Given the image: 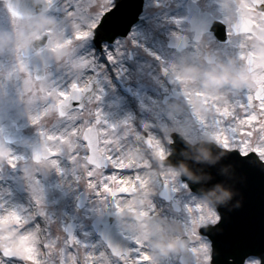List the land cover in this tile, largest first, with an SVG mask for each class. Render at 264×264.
Returning a JSON list of instances; mask_svg holds the SVG:
<instances>
[{
	"label": "rangeland",
	"instance_id": "1",
	"mask_svg": "<svg viewBox=\"0 0 264 264\" xmlns=\"http://www.w3.org/2000/svg\"><path fill=\"white\" fill-rule=\"evenodd\" d=\"M6 1L0 0V144L10 149L13 155L24 159L18 163L16 168L10 167L6 161L0 159V204L4 205L5 209H15L16 206H20V209L17 210L20 213L30 208V212L33 214L32 219L35 222L38 220L41 224L42 240L40 242L43 239L59 242V246L64 249L66 264H71L69 258L77 253L76 246L64 243L67 239L64 231L65 224L70 221L76 224L74 236L90 245L88 251L93 254L96 252L102 254L98 256L96 264H118L120 261L113 258L107 251L106 245L91 227V221L103 213L120 210L125 211L127 217L124 220H119L117 228L128 235L130 239L132 238L133 244L139 242L143 245V251L147 250L149 254L151 253L149 256L152 260L149 264H160L161 255L164 257L162 264H177L178 252L175 250L173 242L179 237L185 236L188 231L186 222L194 215L192 211L187 210L186 205L196 202L202 206V212L195 227H198L201 221L206 224H214L216 211L207 198L199 197L185 190L179 170L161 164L170 153L169 149H166L167 146L164 145V140L170 142L167 131H170L171 125L168 123L172 124L174 130L179 131L186 140L192 143L197 139H214L219 145L220 143L230 144L231 147L237 143L225 140V131H218L207 126L206 114H201L197 119L192 120L196 121L197 125L190 126L186 112H183L179 105L172 102L161 107L157 101L156 94L162 92V89L157 86L158 78L155 77L156 80H154L153 73L158 68L166 70L170 53L165 48V39L158 38L156 34H153V27L161 25L166 30L167 6L171 5L170 0H145L144 5L147 6V12L143 13L139 25L133 28L126 39L117 40L112 45L103 44L100 50V53L105 56V62L111 64L115 69L112 75L122 80L124 85L126 83L128 86H134L132 91L140 110L141 125L143 127L144 124H147L148 127H143L145 133L153 134V136L148 135L151 142L148 154L139 151L135 146L136 135L140 133L134 129L135 126L130 121L133 112L130 110L131 113H129L124 109L125 106H128L127 101L119 94L116 86L111 83L110 73L106 71L104 63L97 61V56L93 54V47L89 41L88 29L91 27L92 19H97L100 13L107 11L113 5V0H56L54 6L47 12L35 18L18 22L7 11ZM228 1L212 0V5H229ZM77 5H79V10L72 16L67 15L66 9L76 10ZM88 8L92 10L88 11ZM41 33L49 34L47 47L33 57L22 58L21 49ZM110 53L115 57L112 61L108 59ZM244 56L245 53H239V59L243 62ZM82 58L91 61L87 68L82 69L79 65L78 60ZM21 64L28 65L33 74L42 70L43 75L47 76L48 82L57 88H64L72 79H86L92 75L91 72L97 74V94L101 95V99L96 103V107L102 110L105 120L110 124H119L123 127L122 122L127 120L132 126L126 134H122V136L126 135V138L117 137L114 144L117 150L124 149L127 145L133 153V158L127 161L126 153L120 151L123 167L133 170L131 174L126 175V181H131L135 185L130 197L109 198L99 188L90 189L85 175L86 168L82 166L85 161L81 159L73 164L68 159L67 153L56 157L59 167L63 169L62 172H58L47 164L33 163L31 147L38 141L41 128L45 125L51 128L50 121L59 123V118L50 110V97H46L42 91L49 86L48 82L30 80L29 74L21 69ZM212 71L206 68L192 67L187 74H184L185 83L182 82V85L188 89L195 76L207 79L206 81L210 85V81L220 74L216 70ZM235 75L242 80L248 76L242 70ZM254 77L255 75L251 76L252 79ZM29 80L30 82L26 85L25 81ZM155 81L156 84H153ZM262 81L264 82V80ZM203 86V89L198 88L197 93V98L201 102L203 97H206L208 88L205 84ZM175 88L179 87L175 86ZM100 89L103 90L102 93ZM231 90L235 93V97H232L234 103L231 113L234 118L241 120L240 128L235 131V134L240 136L239 140L247 144L249 151L254 146L264 149V131L260 126L261 123L264 124V120L257 115L261 103L254 102L249 97L247 82L243 84L236 80L232 84ZM187 96L189 94L185 92L180 97V104L185 107L188 106ZM245 97H247V114L243 112L245 109L243 106H238ZM193 104L197 106L196 102ZM177 111L179 114L185 113L183 115L187 119L184 121L185 127L181 129L179 126H175L174 117L179 116ZM195 111L191 114L192 116L198 115ZM45 112H47V116L41 121L40 126L33 125L32 118ZM64 124L65 122H61V125ZM7 130L21 131L23 133L21 140L13 145L5 143L2 134ZM83 155L84 152L81 149V156ZM151 161H155L159 165L157 166L159 173L155 172L153 184L137 187L139 181L136 178L139 171H143L145 168L150 172L154 171L149 168ZM26 168L28 175L25 172ZM111 172L110 168L105 170V174ZM54 173L63 176L65 184L57 181L48 183L47 177ZM30 176H36L40 181L43 189L41 205H37L33 199L30 191ZM158 177H162L163 184L174 193L173 202L179 206L178 212L173 211L170 203L164 201L158 203L151 197L152 193L162 187ZM82 192L88 194L89 200L84 208L79 209L76 207L75 201ZM14 200L16 202H13ZM134 214H142L143 221L139 223L131 221L130 218ZM30 221L28 220L29 224ZM151 223L162 232L167 230L168 236L165 234L155 241L158 232L152 230ZM0 226V244L11 247L17 255L24 256L26 248H22L15 239L17 232L13 225L6 221H0ZM159 247L168 250L160 255L154 250ZM133 253L135 254L134 251ZM203 255L202 252L201 256ZM79 263L83 264V260L79 259ZM4 264H16V262L5 260ZM41 264H48V257L45 253L41 256ZM190 264H194L192 255ZM199 264H204V261L201 259Z\"/></svg>",
	"mask_w": 264,
	"mask_h": 264
},
{
	"label": "snow or ice",
	"instance_id": "2",
	"mask_svg": "<svg viewBox=\"0 0 264 264\" xmlns=\"http://www.w3.org/2000/svg\"><path fill=\"white\" fill-rule=\"evenodd\" d=\"M258 3L264 5V0H258ZM53 7V0L49 8ZM79 10H67V15L72 16ZM92 9L88 8V11ZM111 10V9H107ZM13 15H19L10 6ZM104 12L100 14L102 19ZM100 20L93 18L91 29L92 33L99 26ZM110 61L115 57L110 53L108 55ZM80 67L87 68L91 61L88 59H79ZM21 69L29 74L30 80L47 81L46 75L38 72L33 74L29 66L21 64ZM29 81H25L27 85ZM94 76L86 79H72L64 88H57L48 82V87L42 89L46 97H50L51 111L59 118V123H52L49 128L45 125L41 128L40 135L43 138V146L40 150H36L32 156L33 163L47 164L51 168H55L58 172L63 169L59 167V161L56 157L62 153L68 154V159L76 164L81 159L85 161L82 165L86 168L85 175L87 184L90 189L99 188L103 193L113 197L130 196L135 188L131 181H126V175L132 173V169L123 167L120 151L114 147L117 137L126 138L127 130L132 126L129 121L122 122L123 127L119 124H110L105 120L101 109L96 107V103L100 101V94H93ZM102 89L100 92L102 93ZM257 102L264 107V96H257ZM247 97L240 101L238 106H243L247 114L246 106ZM47 112L32 118L33 125L40 126L41 121L45 119ZM61 122H65L61 125ZM207 126L215 128H224L225 140H231L239 143L238 147H231L225 144L226 150L229 152V159L235 162L237 171L244 175L245 170L253 173H259L262 181H264V149L254 146L251 151L248 150L245 142H240L239 137L234 130L229 127L223 116H217L207 121ZM143 127H148L144 124ZM243 131V130H242ZM148 137V133H145ZM177 139L172 137V143L175 144ZM59 146V147H57ZM81 149L84 155L81 156ZM0 159L7 164L16 168L23 157L15 156L10 149L0 144ZM112 169L110 174H105L106 169ZM28 175V169H25ZM216 180H222V177L216 175L212 170ZM245 176V175H244ZM246 178V176H245ZM30 191L37 205H41L43 200V189L40 181L36 176H30ZM185 190L196 192V186L183 180ZM239 187V185H238ZM118 206V205H117ZM187 210L192 211L194 215L187 220L188 231L185 234L187 240V251L192 255L194 264H199L202 259L204 264H264V235L258 240L254 237L246 235L239 227L231 222V218L227 212L220 207L216 209V221L214 224H206L201 221L198 227H195L197 219L202 212V206L198 203H190L186 205ZM43 214V213H42ZM0 221H6L13 225L17 235L15 239L22 248H26L24 256L16 255L11 247L0 244V264H4L5 260H14L16 264H41V255L43 252L48 257V264H66L64 258V249L59 246L57 241H48L43 239L38 245L37 237L33 230L29 229L28 218L15 209H5L0 204ZM34 229L41 230V225H35ZM65 244H71L77 247V253L69 259L71 264H79L78 257L83 260V264H96L99 254H93L88 251L90 245L77 239L69 234L64 241ZM134 250L122 251L119 248L109 245L113 255L120 261V264H149L152 260L147 252L143 251V245L135 242ZM81 250H83L81 252ZM133 251L135 255H133ZM204 253L201 256V253ZM58 257V259H56ZM178 264H185V257H176Z\"/></svg>",
	"mask_w": 264,
	"mask_h": 264
},
{
	"label": "flooded vegetation",
	"instance_id": "3",
	"mask_svg": "<svg viewBox=\"0 0 264 264\" xmlns=\"http://www.w3.org/2000/svg\"><path fill=\"white\" fill-rule=\"evenodd\" d=\"M191 2L196 5H187ZM182 3L169 5L166 32L158 30L156 33L157 37L167 39L166 46L170 53L168 70L158 69L154 72V78H158L157 82L165 90L158 94L162 106L181 97V92L186 90L182 85V82L185 83L184 74L192 67L215 68L229 75L244 70L255 75L253 79L259 77L264 80V41L249 32L237 33L232 27L239 14L243 13L250 17L255 28L264 31V5L258 0H238L237 5H208L207 0H185ZM241 3L243 5H239ZM189 9L192 10L189 12ZM206 13L221 25L205 31L202 16ZM221 30L224 40L217 39L216 34ZM176 40L179 42L176 43ZM241 52L251 55L250 65L239 59Z\"/></svg>",
	"mask_w": 264,
	"mask_h": 264
},
{
	"label": "bare ground",
	"instance_id": "4",
	"mask_svg": "<svg viewBox=\"0 0 264 264\" xmlns=\"http://www.w3.org/2000/svg\"><path fill=\"white\" fill-rule=\"evenodd\" d=\"M114 71H115V69H113V72ZM214 78H215L214 80L210 81V85H209L208 81H206L207 79H205L203 77L195 76L191 80L190 85H189V89H188V92L190 94L189 100L187 101L188 102V109H184L183 112H186V118L189 120L190 126L197 125V122L192 121V120L197 119V117H199V115H201V114H206L207 115L206 122L210 121L214 117L223 116V119L227 122L229 127L231 129H233L234 131H237L240 128L239 122L241 120L238 118L237 119L234 118L232 113H231V110L233 109L232 106L234 103L232 97H235V93L231 90V88L229 86L228 76L226 74H218ZM237 79H240V78L238 77ZM232 81L235 82L236 78L232 77ZM239 82L244 83V80L240 79ZM204 84H205V86L208 87L206 90L208 93L206 92V97H203V101L201 102V100L197 98V93H198V88L199 89L204 88V86H203ZM194 102L197 103V106H195L193 104ZM198 106H200V107H198ZM124 109L126 111H128L129 113H131L130 108L128 106H125ZM195 110L197 111L198 115L191 116V114ZM8 112H11V111L8 110ZM183 112H181V114H179V112L177 111V115H179V116L174 117L175 123H176L175 125L179 126L181 128L185 127L184 121L187 120L184 118L183 114H185V113H183ZM262 112H264V111H262ZM213 128L215 130H218V131H225L224 128H215V127H213ZM199 134H202V132H199ZM148 135L153 136L152 133H149ZM123 152L126 153L125 159L127 161H130L133 158V153H132V151L129 150V147H127V145H126V147H124V149H122L121 153H123ZM155 172L156 171L150 172L149 170L139 171L137 174V178H136V180L139 181L137 187L149 186V185L153 184V181H154L155 176H156ZM125 179L127 180V177H125ZM130 179H132V178H130ZM45 181H46V178H45ZM47 181H48V183H52L53 181H57L59 183L65 184L64 177L60 176L59 173H54V174L49 175L47 177ZM13 202H16V201L14 200ZM17 205H19V204H17ZM16 207H17V208H15L16 210L20 209V206H16ZM4 208H6V207H4ZM21 214L24 215L26 218H28V220H31L30 224L28 223L29 229L33 230L35 236L37 237L36 243L38 245L41 241L42 231L39 229H34V228H35V225H37V224L41 225V224L39 223L38 220H36L37 222H35L32 219L33 214L30 212V208L25 210ZM150 226H151L152 230L158 232V235L155 234L156 235L155 241L159 237L164 236L165 234L168 236L167 230H165V232H162L161 230H159V228H157L152 223L150 224ZM0 229H1V226H0ZM154 250L156 252H159L161 255V254L166 253L168 249L163 248V247H159V248H154ZM43 254H44L43 252L40 253L41 256H43ZM95 254H97V252ZM159 261H160V264H162L164 262V257L162 255H161Z\"/></svg>",
	"mask_w": 264,
	"mask_h": 264
},
{
	"label": "water",
	"instance_id": "5",
	"mask_svg": "<svg viewBox=\"0 0 264 264\" xmlns=\"http://www.w3.org/2000/svg\"><path fill=\"white\" fill-rule=\"evenodd\" d=\"M142 2H143V0H118V4H117L114 11L124 10V11H127L128 14H126L127 21L125 22V20H122V27L119 28L117 33L120 32L119 33L120 35H122V36L125 35L127 33V31L129 30L130 26L136 22L137 16L140 13ZM10 6L12 9H15V11L17 13H19V16H31V15H34V14L41 12L42 10H45L49 6V4H47L45 2L34 3L33 0H10L8 2V8L9 9H10ZM108 16H110V15H108ZM118 23H120V22H117L115 19H110V17L105 19L103 24L100 27H98V29H97L98 35L105 33L108 36V33L113 28H115L116 25L119 26ZM46 40H47V36H45V35L41 36L38 39H35L34 41L30 42V44L22 51V54L24 56H29V55L37 52L38 50H40L45 45ZM100 40H101V38H99L98 42H100ZM94 93H95V88L93 87V94ZM5 138H6V140L10 141L13 139H17L18 135L12 134V133H6ZM42 146H43V143H40L39 145H37L34 148V150L35 151L40 150L42 148ZM183 178L186 179L189 183H191L189 179H187L185 177H183ZM162 196L166 197V194L163 193ZM166 198L168 199L170 197H166ZM85 203H86V196H83L81 198V200L79 201V206L82 207L85 205ZM260 209L264 212V206L261 207ZM114 221H115V219L111 220V216H105L102 219L101 218L97 219L94 222V226H95L96 230L98 231V233L105 236L107 234H112L114 232V229H113ZM73 230H74V224H72V223L68 224V227H67L68 234L72 235ZM185 244H186V242L183 240L179 242V246L181 248ZM111 246L116 247V248H120V246L116 243H114ZM184 257H185V264H187L188 256L184 255Z\"/></svg>",
	"mask_w": 264,
	"mask_h": 264
}]
</instances>
